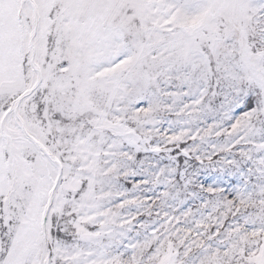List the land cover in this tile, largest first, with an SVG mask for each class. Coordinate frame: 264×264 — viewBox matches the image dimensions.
Here are the masks:
<instances>
[{"label": "snow or ice", "instance_id": "snow-or-ice-1", "mask_svg": "<svg viewBox=\"0 0 264 264\" xmlns=\"http://www.w3.org/2000/svg\"><path fill=\"white\" fill-rule=\"evenodd\" d=\"M0 264H264V0H0Z\"/></svg>", "mask_w": 264, "mask_h": 264}]
</instances>
